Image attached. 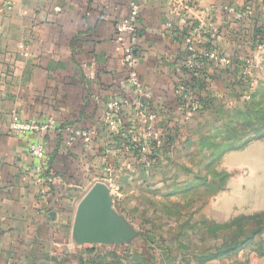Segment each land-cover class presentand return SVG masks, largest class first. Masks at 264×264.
Returning <instances> with one entry per match:
<instances>
[{
  "label": "crops",
  "instance_id": "obj_1",
  "mask_svg": "<svg viewBox=\"0 0 264 264\" xmlns=\"http://www.w3.org/2000/svg\"><path fill=\"white\" fill-rule=\"evenodd\" d=\"M133 4L142 11L136 73L152 94L156 129L178 127L180 147L198 118L216 112L217 101L237 102L248 93L250 83L241 84L242 78L264 84V0H0V264H60L87 245L78 243L74 227L79 206L92 188L78 195V204L75 193L86 185L81 178L89 175L93 158L124 153L109 145L104 126L108 101L132 94L116 23L128 16ZM209 24L220 29V36L205 34L203 46L228 56L232 65L205 63L202 95L208 98V110L187 121L177 86L189 76L180 72L179 62L191 56L189 27L210 32ZM13 113L39 124L54 118L60 126L93 134L90 144L79 140L73 146L56 132L48 134L53 158L48 195L42 196L34 183L35 161L28 149V142L39 137L11 136ZM123 119L130 123L136 117L125 109ZM257 143L264 140L244 150ZM240 182L232 176L212 200L211 208L218 213H208V218L223 224L264 212L263 206L244 212L245 206L229 204L233 184ZM63 201L69 203L66 208Z\"/></svg>",
  "mask_w": 264,
  "mask_h": 264
},
{
  "label": "rangeland",
  "instance_id": "obj_2",
  "mask_svg": "<svg viewBox=\"0 0 264 264\" xmlns=\"http://www.w3.org/2000/svg\"><path fill=\"white\" fill-rule=\"evenodd\" d=\"M242 79L241 84L252 82L251 78ZM245 100L242 96L237 102L232 98L217 101V113L209 118L201 117L207 119L206 124L197 119L198 124L189 129L192 140L184 147L179 146V153L166 154L160 149V159H153L151 150L147 159H143L125 155L124 151L111 153L109 159L93 158L89 175L81 178L86 185L77 189L74 202L78 204L79 194L104 183L110 190L119 233L110 242L77 247L71 256L62 258L63 264L198 263L197 246L201 245L202 235H212L205 232L204 221L207 218L212 222L208 213H218L211 208L212 200L227 187L232 176L241 182L233 184L230 205L245 206L244 212H251L252 207H264V144L220 155L217 146L223 135L210 129L234 121L233 109ZM243 129L239 128L238 137L247 141ZM106 165L114 169L113 175H109ZM63 202L61 206L66 208L69 203ZM227 206L228 202H224V207ZM207 240V248L222 243V239ZM234 247L232 254L207 264H264V232L253 241L243 240V244Z\"/></svg>",
  "mask_w": 264,
  "mask_h": 264
},
{
  "label": "built area",
  "instance_id": "obj_3",
  "mask_svg": "<svg viewBox=\"0 0 264 264\" xmlns=\"http://www.w3.org/2000/svg\"><path fill=\"white\" fill-rule=\"evenodd\" d=\"M170 3L173 0H168ZM172 5V4H171ZM230 10V9H229ZM142 11L138 4L131 6L127 17L116 23V40L122 47V63L128 70L127 81L131 89V96L123 98H113L108 101L106 108L108 117L105 124L108 130L113 134L120 132L119 118L124 116L125 109H129L138 120L136 134L132 136L131 142L137 149L141 151L143 159H147L146 155L150 151L147 141L153 140L159 145L162 144L160 135L161 131L156 129L157 114L151 109L150 101L152 94L144 87L142 79L136 73L137 64L139 62L137 56V48L141 42L139 32V20ZM241 18V16H238ZM210 32L204 31V27H189L186 36L187 48L191 54L179 62L180 72L187 73L190 79L191 75H199L202 70L203 62H211L217 67H231V59L219 53L216 50L206 49L204 44V35L210 34L212 39L220 36V29L213 24H209ZM258 81L250 83L251 91L258 87ZM178 98L185 108V120H191L202 108L199 100L191 96V88L188 81H180L177 86ZM250 93H246L245 99L249 100ZM56 132L66 137V145L73 146L79 140H83L85 144H90L93 140V134L89 131H82L72 125L60 126L56 119L49 118L45 123L39 124L34 121H24L17 113L11 115L8 133L18 139H27L32 135L39 138L35 141L28 142L30 155L35 161L34 183L39 187L42 196L48 195L51 190L52 179L47 176L46 171L49 167V156L47 153V145L45 141L46 135ZM129 147L126 146L124 151L128 152ZM109 175L115 173L111 167L107 168Z\"/></svg>",
  "mask_w": 264,
  "mask_h": 264
},
{
  "label": "trees",
  "instance_id": "obj_4",
  "mask_svg": "<svg viewBox=\"0 0 264 264\" xmlns=\"http://www.w3.org/2000/svg\"><path fill=\"white\" fill-rule=\"evenodd\" d=\"M205 63L207 62L204 61L202 66H204ZM202 75L203 73L201 71L199 75H191L190 79H188V84L191 88V96L194 99L199 100L202 104V108L198 112V116L203 115V113L208 110V98L202 95L205 87V79L202 77ZM249 96V100H245L243 104H238L233 109L232 113L234 121H228L226 123H223L222 125L210 127V129L217 130L219 134L223 135V138H221L219 144L217 143V151L220 150L218 154L224 155L228 152L241 151L254 142L264 140V84L251 91ZM123 118L124 116L119 118L120 132L116 135L111 133L106 125L104 126V131H107L109 145L115 146L123 152L124 148L128 146L129 150L128 152L125 151V153L143 158L141 151L137 149L131 142L132 136L136 134L138 120H136V118L132 122L127 123ZM194 118L195 116L192 119ZM239 128H244V132L246 129L248 138L247 141L241 140V138L238 137L240 135L238 133ZM80 130L85 131L84 129ZM202 130L203 129H199L198 131ZM58 136L64 138L66 143L65 136L63 137V135L60 133ZM47 137L48 135H46L45 137L46 145ZM160 138L162 141L161 145L153 140L147 141L148 146L150 147V151H153V159H160V149L165 150L166 154L179 153V142L181 139V134L179 133L178 127L171 131L169 130L166 132H161ZM191 140L192 137L189 136L181 146L184 147L185 145L189 144ZM47 153L49 156V167L46 171V174L49 177L52 170L53 158L49 154L48 148ZM212 155L214 156L215 153L213 152ZM211 221L212 222H209L206 218V221H204V226L207 229L205 232H211L212 235L210 237L208 235H202V240L200 242L201 245L197 246V250L199 251H197V259L201 264H207L210 261L217 260L224 256L232 254L235 251L234 246L243 244V240L247 243L248 241H253L256 237L264 232V212L238 216L223 224L216 223L213 220ZM205 232H203L202 234H204ZM207 239H222V243L219 246L215 245L213 247L207 248ZM92 250L93 249H91L90 252ZM199 262L196 264H199ZM60 264H63L62 259Z\"/></svg>",
  "mask_w": 264,
  "mask_h": 264
},
{
  "label": "water",
  "instance_id": "obj_5",
  "mask_svg": "<svg viewBox=\"0 0 264 264\" xmlns=\"http://www.w3.org/2000/svg\"><path fill=\"white\" fill-rule=\"evenodd\" d=\"M79 244L110 242L118 232V221L111 208L110 190L104 183L92 187L81 202L75 221Z\"/></svg>",
  "mask_w": 264,
  "mask_h": 264
}]
</instances>
